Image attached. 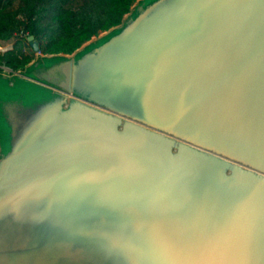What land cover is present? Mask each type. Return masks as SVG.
<instances>
[{"label":"water","instance_id":"water-1","mask_svg":"<svg viewBox=\"0 0 264 264\" xmlns=\"http://www.w3.org/2000/svg\"><path fill=\"white\" fill-rule=\"evenodd\" d=\"M0 71V264H264V0H137Z\"/></svg>","mask_w":264,"mask_h":264},{"label":"trees","instance_id":"trees-1","mask_svg":"<svg viewBox=\"0 0 264 264\" xmlns=\"http://www.w3.org/2000/svg\"><path fill=\"white\" fill-rule=\"evenodd\" d=\"M136 1L0 0V40H13V48L0 53V63L18 69L30 62L35 55L25 50L30 35L43 53H72L121 23Z\"/></svg>","mask_w":264,"mask_h":264},{"label":"built area","instance_id":"built-area-1","mask_svg":"<svg viewBox=\"0 0 264 264\" xmlns=\"http://www.w3.org/2000/svg\"><path fill=\"white\" fill-rule=\"evenodd\" d=\"M28 39V38H27ZM30 42L29 40L26 42L25 44V50L28 51V49L30 48ZM13 48V40L9 39V40H0V53H4L7 50H10ZM14 69L11 68L9 65L5 64V63H0V71H13Z\"/></svg>","mask_w":264,"mask_h":264},{"label":"rangeland","instance_id":"rangeland-1","mask_svg":"<svg viewBox=\"0 0 264 264\" xmlns=\"http://www.w3.org/2000/svg\"><path fill=\"white\" fill-rule=\"evenodd\" d=\"M27 52H30V53H33L34 52V54H36L35 50L34 49H31V47L28 49Z\"/></svg>","mask_w":264,"mask_h":264},{"label":"crops","instance_id":"crops-1","mask_svg":"<svg viewBox=\"0 0 264 264\" xmlns=\"http://www.w3.org/2000/svg\"><path fill=\"white\" fill-rule=\"evenodd\" d=\"M35 56H36V54L34 55V57H35ZM34 57H33V58H34Z\"/></svg>","mask_w":264,"mask_h":264}]
</instances>
